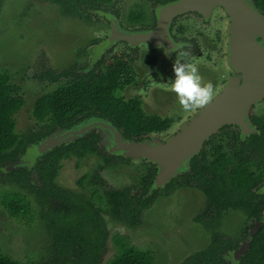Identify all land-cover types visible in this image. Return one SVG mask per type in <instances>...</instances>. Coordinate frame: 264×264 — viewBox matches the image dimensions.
Here are the masks:
<instances>
[{
    "label": "trees",
    "instance_id": "1",
    "mask_svg": "<svg viewBox=\"0 0 264 264\" xmlns=\"http://www.w3.org/2000/svg\"><path fill=\"white\" fill-rule=\"evenodd\" d=\"M58 6L63 15L89 21L87 10H100L114 0H40ZM169 0H157L166 2ZM4 0H0V10ZM264 8V0H254ZM131 22L141 23L143 12L131 10L127 14ZM154 21V20H153ZM83 49H79L77 54ZM133 58L124 55L114 57L107 63L104 57L89 72L84 66L72 64L59 72L48 70L38 76L60 82L49 92L39 95L33 102L31 117L35 126L24 132L16 130L15 115L24 106L21 88L11 82L9 72L0 71V184L8 186L0 193L1 204L11 217L29 216L32 196L40 208L41 219L52 235L50 247L53 260L48 264H100L110 238L101 211L92 200L56 184L61 162L75 157L82 159L95 155L110 166L116 157L107 154L99 144V135L92 132L73 142L57 146L34 165L40 185L32 184V174L24 168L2 172L5 165L15 163L27 146L38 142L56 128H70L90 117H101L111 122L127 139L142 140L153 134L168 131L172 119L147 114L138 97L126 99L123 91L133 82ZM258 127L256 134L242 139L227 125L221 132L226 139L213 144L217 133L206 140L201 150L191 159L189 169L172 178L163 188L149 195L156 169L151 165L145 186L139 195L129 188L108 189L107 202L115 219H127L131 226L159 196H168L181 187L201 191L206 204L194 220L210 232V243L199 252L186 258L181 264H225L221 254L227 249L238 248L248 236V226L237 236H227L219 231L224 213L233 210L244 213L247 219H256L264 210V193L259 188L264 183V116L253 118ZM124 162H128L120 158ZM87 176L82 177V183ZM98 179L96 174L90 179ZM241 235V236H239ZM247 236V237H246ZM246 237V238H245ZM116 255L106 264H152L151 252L131 245L126 239L114 236ZM248 249L239 264H264V225L259 227L248 241ZM0 264H23L0 250Z\"/></svg>",
    "mask_w": 264,
    "mask_h": 264
},
{
    "label": "rangeland",
    "instance_id": "2",
    "mask_svg": "<svg viewBox=\"0 0 264 264\" xmlns=\"http://www.w3.org/2000/svg\"><path fill=\"white\" fill-rule=\"evenodd\" d=\"M131 10L143 12L144 21L141 23L129 21L127 14ZM146 10H148L147 0H114L112 4L105 5L100 10L88 9L89 21H86L78 17L63 15L58 6L46 1L4 0L0 10V71L9 72L11 82L21 88L25 99L24 106L15 115L16 130L24 132L35 126V121L31 117L34 100L39 95L54 90L60 82L65 80L61 79L59 82L49 79L39 80V75L47 74L48 70L59 72L72 64L82 65L84 70H91L103 56L105 62L109 63L115 56L126 54L133 58L131 65L134 83L125 87L124 97L126 99L138 97L142 109L147 114L172 119L171 128L156 135L172 137L176 134L177 127L201 107L193 106L190 110H184L175 92L171 91V85L167 86L162 81L157 83L158 69L149 77L148 88H141L140 80L148 73L149 65L154 62L158 54L157 49L162 50L161 48L155 47L156 51L153 50L154 47L142 43L137 45L138 50L136 51L133 49L134 46L127 41L119 40L109 49H104V54L100 58L95 57L92 52L94 50L96 52L97 45L108 38L112 26L111 19L116 20L119 26L126 30L140 29L149 24L148 20H145ZM189 23H192L191 19L183 21V24ZM195 29L197 28L186 25V34L194 32L202 34L200 29L197 31ZM200 34H198L199 40L203 44L200 48L206 54H211L213 58L208 61L203 58L204 55L203 59L193 64L202 77V83L209 81L213 83V95L210 99L212 100L221 92L227 78L233 75L243 76L244 72L231 71L226 67V58L229 56L226 50L227 42L225 45H219L208 34L205 33L204 36ZM194 36L197 35L194 34ZM79 49H83L80 55L77 54ZM184 51L187 53L188 61L192 63V50ZM175 57L171 58L168 65L171 66L170 72L173 78ZM261 100L249 108L248 116L252 107H257L256 110L259 113H264V108L260 104ZM86 121L87 119L78 124ZM229 125H234L233 127L238 129L242 135L253 133L246 134L238 125ZM97 130L98 128H95L93 132L97 133ZM219 133L214 137L213 144L222 143L227 150L226 139L221 132ZM99 138L100 146L117 160L112 161L110 166H105L104 161L95 155H87L82 159L75 157L65 159L61 162L56 184L63 189L86 196L101 211L110 236L102 264H106L117 253L113 244L114 236L123 237L131 245L151 252L152 264H180L193 252L204 249L210 243L211 236L210 232L194 220L206 204L204 194L197 189L181 187L168 196L157 197L149 208L142 211L138 217V223L134 226H131L127 219L112 217L107 202L108 189L129 188L132 194L139 195L145 186L144 179L148 176L151 165L155 166L156 173L149 189V195L154 190L163 188L164 185L155 182L158 167L154 161L148 158L134 160L131 157L113 155L101 145V137ZM41 155L35 158V163ZM19 159L17 161L21 163L25 160L24 158ZM34 165L26 164L20 167L15 162L5 165L2 172L24 168L32 174L31 183L40 185L34 172ZM184 172L186 171L180 174ZM94 174L98 176V179L90 182L89 178L91 179ZM85 176L88 178L81 184L78 183ZM4 189H9V187L0 184V193ZM29 198L31 201L30 214L19 219L10 216L2 206L0 198V250L23 264H48L53 260L50 250L54 243L52 235L48 233L44 220L41 219L37 202L32 196ZM247 224L249 221L244 213L229 210L221 219L219 231L227 236H237ZM252 231L253 229L249 233ZM248 241L249 236L242 242L241 247L232 248L229 253L222 254L226 264L240 263V258L247 250Z\"/></svg>",
    "mask_w": 264,
    "mask_h": 264
},
{
    "label": "water",
    "instance_id": "3",
    "mask_svg": "<svg viewBox=\"0 0 264 264\" xmlns=\"http://www.w3.org/2000/svg\"><path fill=\"white\" fill-rule=\"evenodd\" d=\"M219 7H223L231 21L226 46L229 56L225 65L231 71H243L244 75L227 78L221 92L182 122L175 130L176 134L172 137L153 134L142 140L127 139L107 119L90 117L85 123H77L70 128L58 127L41 138L37 144H30L19 157L24 158V162L16 161V164L20 167L34 165L37 156L82 138L98 128L100 143L109 153L134 160L148 158L154 161L158 167L155 182L165 186L173 177L189 169L191 159L201 150L203 143L222 126L236 124L246 134L254 132L256 128L249 119L248 110L264 98V14L255 6L253 0L170 1L157 6L156 25L146 30H126L116 20L111 19L108 38L97 45L96 52H92L95 57L100 58L104 49H109L119 40H125L131 46L145 43L151 47H159L164 50L158 68L163 75L174 54L173 43H178L170 35L172 19L190 11L199 12L205 19H209ZM257 38H260L259 42L256 41ZM86 71L89 69L84 70ZM160 81L167 83L163 78ZM263 225L264 214L250 233L253 234Z\"/></svg>",
    "mask_w": 264,
    "mask_h": 264
},
{
    "label": "flooded vegetation",
    "instance_id": "4",
    "mask_svg": "<svg viewBox=\"0 0 264 264\" xmlns=\"http://www.w3.org/2000/svg\"><path fill=\"white\" fill-rule=\"evenodd\" d=\"M147 1H148V10H146V12H145V17H146L145 20H148L149 24L146 25L143 28L136 29V30H146V29H152V28H154L155 25H156V21H157V14H156V8H157V6L160 5V4H165V3L170 2V1H174V0H169V1H166V2H157V0H147ZM253 2H254V0H253ZM254 4H255V2H254ZM255 6L257 8H259L262 11V13L264 14V8H262L260 6H257L256 4H255ZM189 19L192 20V23L183 24V21L184 20H189ZM179 22H180V25H178ZM186 25H189L191 28L192 27L197 28V29H195L196 31L198 29H200L202 31L201 32L202 34H200L199 32H194L193 34L187 35L186 34V32H187L186 31ZM230 25H231V21H229V15L225 12V10L223 9V7H219L218 9H216L214 11V13L212 14V16L209 19H205L199 12H195V11H190V12L183 13L181 15H177V16H175L172 19V21L170 23V26H169V31H170L171 37L173 38V40L175 42L183 43L184 44L183 50H192L191 60H192V64H193V63H196L199 59H203L204 58L205 60L210 61L213 58V56L211 54L210 55L206 54L200 48V45H203V44H202V41L199 40L200 39L199 38L200 36L198 34L204 36V34L206 33V34H208V36H211L212 37L211 39H213L219 45L220 44L225 45V43L227 42V39L229 37V34H230L229 31H228V28L230 27ZM194 34L197 35V36H194ZM256 41L259 42L260 41V38H257ZM262 45L264 46V41L262 42ZM156 48H159V47H156ZM156 48L154 47L153 50H156ZM133 49H135L137 51L138 50V46H134ZM150 49H152V48H150ZM157 50L156 51H157L158 54L156 55L154 62L151 63L149 65L148 69H147L148 73L146 74L145 77H143L140 80L141 88H145V87L148 88V86H149L148 81L150 79L149 77L151 76L152 73H154L155 71H157V69L160 66V63H159L160 60L159 59H161L164 51H162L163 49L162 50L157 49ZM175 56H176V53L174 52V54H173L172 57L174 58ZM170 68H171V66H167L166 69H165V72L162 73L163 75H161L160 70L158 69V71H157L158 74H156L157 83L161 80V78H163V79H166L167 80V83H166L167 86L170 85V79L173 78V74L170 72ZM261 101L262 102L260 104L262 105V108H264V99H262ZM256 109H257V107H252L251 113L249 114V119H250L252 125L256 128L255 132H253L251 134L259 133L258 132L257 125L253 122V118L257 119V118H261L262 116H264V113L263 112L261 114ZM227 126H228L227 127V130L228 131L229 130L231 131L232 129H234V131L237 132L238 133V136L240 138H242V139H244V138H246V136H249L250 135V134L249 135H245V134L242 135L241 132L238 129H235L233 127L234 125L233 126L227 125ZM212 142L214 143V140L213 139H212ZM263 188H264V183L259 188V190H258L259 193H264ZM263 214H264V210H262L261 215L258 218L252 219V220L247 219L249 221V224H247V226H248L247 235H250V236L252 235V234L249 233V231L256 225V222H258L260 220V218L263 216ZM239 236H241V235H239ZM242 242H244V240L241 241V244H242ZM239 247H241V246L239 245ZM248 247H249V245L247 246V249H248ZM231 249H227L222 254L229 253L231 251ZM199 251H201V250H199ZM199 251H195V252H199ZM246 251H245V253H246ZM195 252H193V253H195ZM105 253L106 252H104V254ZM245 253L243 255H245ZM222 254H221V257H222V259H224L223 256H222ZM103 258H104V255L102 257V261L100 262V264L103 263ZM225 264H226V262H225Z\"/></svg>",
    "mask_w": 264,
    "mask_h": 264
},
{
    "label": "clouds",
    "instance_id": "5",
    "mask_svg": "<svg viewBox=\"0 0 264 264\" xmlns=\"http://www.w3.org/2000/svg\"><path fill=\"white\" fill-rule=\"evenodd\" d=\"M173 44L172 51L176 57L173 62L174 78L170 79L171 91L175 92L184 110H190L193 106L203 107L212 98L214 85L211 81L202 83L196 66L187 59L184 45Z\"/></svg>",
    "mask_w": 264,
    "mask_h": 264
}]
</instances>
